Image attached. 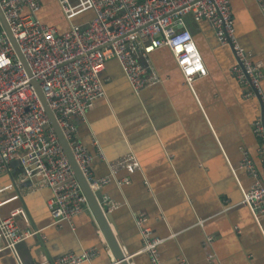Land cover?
Listing matches in <instances>:
<instances>
[{
	"label": "crops",
	"instance_id": "1",
	"mask_svg": "<svg viewBox=\"0 0 264 264\" xmlns=\"http://www.w3.org/2000/svg\"><path fill=\"white\" fill-rule=\"evenodd\" d=\"M51 3L56 1H43L41 20L63 33L68 29L63 16L43 12ZM229 4L238 44L249 60L263 63L264 91V11L254 0ZM187 27L206 67L205 77L189 89L169 50L160 49L149 57L158 81L135 96L116 60L108 59L106 96L95 100L83 120L73 118L76 135L92 155L93 177L110 180L100 189L102 207L132 264H150L138 252V215L162 240V264H264V237L240 204V187H248L251 178L239 167L245 151L264 184L263 144L252 132L262 108L257 98L242 97V86L230 74L236 57L230 46L218 43L210 24L187 17ZM128 156L139 164L132 173L122 167ZM123 178L128 182L120 183ZM12 181L20 199L1 205L0 218L20 208L26 219H20L23 230L40 232L18 243L15 253L1 252L0 264H54L66 253L91 247L99 254L90 264L110 263L109 248L89 212L75 217L72 227L53 225L47 210L50 189L36 178L21 182L19 167L0 176V188ZM10 195L1 194L0 200ZM260 224L264 230L263 218Z\"/></svg>",
	"mask_w": 264,
	"mask_h": 264
},
{
	"label": "built area",
	"instance_id": "2",
	"mask_svg": "<svg viewBox=\"0 0 264 264\" xmlns=\"http://www.w3.org/2000/svg\"><path fill=\"white\" fill-rule=\"evenodd\" d=\"M43 1L0 0V9L93 193L110 180L93 177L92 155L76 140L73 118L84 117L95 100L106 96L105 64L111 58L116 60L131 92L138 96L142 89L158 81L149 57L168 49L185 85L192 89L207 70L187 27V17L194 22L207 21L218 43L231 47L237 63L230 74L242 86V97L257 98L262 108L261 117L252 123V132L263 144L259 152L264 151L263 63L249 60L238 44L229 0H55L68 23V29L61 34L38 19ZM254 1L264 11V0ZM81 16L80 23L72 22ZM13 162L20 168L21 182L36 178L50 189L47 210L53 225L66 223L72 227L75 217L85 211L90 213L40 100L0 25V176L12 172ZM262 165L264 173V159ZM122 167L132 173L139 164L128 156ZM239 167L251 178L248 187H240V204L249 210L264 237L260 224V218L264 219V184L245 151ZM121 182L127 183V178ZM6 192L11 195L0 200V206L20 199L14 181L0 188V195ZM21 218L26 220L20 208L0 218V253H15L18 243L39 234L38 229L23 230ZM145 220L143 215L134 218L142 241L138 252L145 254L150 264H162L158 252L162 240L144 226ZM98 232L104 240L99 229ZM206 240L210 242L211 238ZM108 251V264H118ZM98 254V249L91 247L66 253L54 264H90ZM127 259L132 264L129 256ZM17 261L20 262L18 258Z\"/></svg>",
	"mask_w": 264,
	"mask_h": 264
},
{
	"label": "water",
	"instance_id": "3",
	"mask_svg": "<svg viewBox=\"0 0 264 264\" xmlns=\"http://www.w3.org/2000/svg\"><path fill=\"white\" fill-rule=\"evenodd\" d=\"M40 14H41V11L38 14V19L40 21H42ZM86 16H88V15H86ZM90 18H91V14H90ZM72 22L76 25L78 23H80L79 19L77 22V17H76V19L74 18L72 20ZM0 25H1V28L4 30L6 36L8 37L10 43H11V46H12L13 52L15 53L16 58L20 61V63L22 64V66L25 69V72L29 78V84L33 86L35 93H36L38 99L40 100V103L44 109V112H45L48 120H49V123H50L51 127L53 128V130H54V132L58 138V141H59L60 146L63 150V153L65 154V156L69 162V165H70V167L74 173V176L77 179V181H78V183L82 189V192L87 199V203H88V206L90 208V215L92 216V219H93L96 227L102 233V236H103L110 252L112 253V256L114 257V259L117 262H119L118 264H130L128 259L125 260V257L121 251L122 247H121L120 243L118 242V239L116 238V236L114 234V231L111 230V227H110V224L112 222L111 221V215L108 211H105L102 207L103 198H102V194H101L100 190L93 193L90 190L88 183L86 182L82 173L80 172V169H79V167H78V165L74 159V156L72 154L70 146H69L68 142L66 141V139L62 133V130L57 125L52 111L50 110V108L48 107V105L46 104V102L44 100L43 94H42L41 89H40V84L38 81H36L32 78L29 67H28L19 47H18L16 40L13 37L12 32L10 31L9 26L6 23V20L2 14L1 9H0ZM51 28H53V27H51ZM58 34H61V32ZM11 166L16 168L17 163L13 162V163H11Z\"/></svg>",
	"mask_w": 264,
	"mask_h": 264
},
{
	"label": "rangeland",
	"instance_id": "4",
	"mask_svg": "<svg viewBox=\"0 0 264 264\" xmlns=\"http://www.w3.org/2000/svg\"><path fill=\"white\" fill-rule=\"evenodd\" d=\"M43 12L45 13V14H47V15H50V16H56V15H60L61 16V13H60V10H59V8H58V6H57V4L56 3H51V4H48V5H46L45 7H44V9H43ZM62 17V16H61ZM87 114V113H86ZM86 114H85V116L84 117H77L78 119H81V120H83L85 117H86ZM75 126V125H74ZM75 130H76V127H75ZM76 140L78 141V142H80L79 140H78V138H77V135H76ZM81 143V142H80ZM82 144V143H81ZM85 146V145H84ZM86 147V146H85ZM18 175V174H17Z\"/></svg>",
	"mask_w": 264,
	"mask_h": 264
},
{
	"label": "bare ground",
	"instance_id": "5",
	"mask_svg": "<svg viewBox=\"0 0 264 264\" xmlns=\"http://www.w3.org/2000/svg\"><path fill=\"white\" fill-rule=\"evenodd\" d=\"M111 227V226H110ZM112 230V229H111ZM113 231V230H112ZM121 251H122V253H123V255H124V257H125V260H127V256L124 254V252H123V250L121 249ZM112 254V253H111ZM117 263H119V262H117Z\"/></svg>",
	"mask_w": 264,
	"mask_h": 264
}]
</instances>
